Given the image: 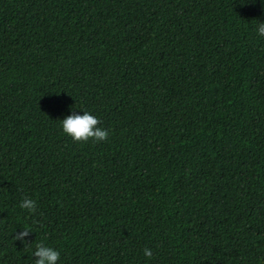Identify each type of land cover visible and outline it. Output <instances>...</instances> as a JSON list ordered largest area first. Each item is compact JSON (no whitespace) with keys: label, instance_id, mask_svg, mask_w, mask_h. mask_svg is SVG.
Masks as SVG:
<instances>
[{"label":"trees","instance_id":"1","mask_svg":"<svg viewBox=\"0 0 264 264\" xmlns=\"http://www.w3.org/2000/svg\"><path fill=\"white\" fill-rule=\"evenodd\" d=\"M262 5L0 0V264H264Z\"/></svg>","mask_w":264,"mask_h":264},{"label":"clouds","instance_id":"2","mask_svg":"<svg viewBox=\"0 0 264 264\" xmlns=\"http://www.w3.org/2000/svg\"><path fill=\"white\" fill-rule=\"evenodd\" d=\"M250 2L254 4L256 0H250ZM256 30L259 36L264 37V22L259 23ZM99 124L100 120L87 111H84L82 115L72 112L71 115H67L62 119L63 132L70 136L75 142H87L90 139L94 142L106 140L109 136V132L99 127ZM20 207L35 213L36 201L30 198H24L20 203ZM32 232V229L24 227L22 231L16 232L15 239L25 243ZM33 255L35 257L34 264H57L60 259L59 251L45 245L43 242L36 245ZM144 255L152 257L153 253L151 249L145 248Z\"/></svg>","mask_w":264,"mask_h":264}]
</instances>
